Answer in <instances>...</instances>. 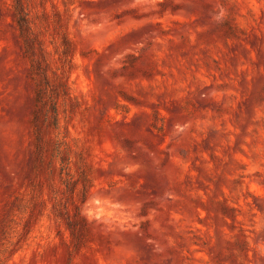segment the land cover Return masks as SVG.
<instances>
[{
    "label": "rangeland",
    "instance_id": "1",
    "mask_svg": "<svg viewBox=\"0 0 264 264\" xmlns=\"http://www.w3.org/2000/svg\"><path fill=\"white\" fill-rule=\"evenodd\" d=\"M0 264H264V0H0Z\"/></svg>",
    "mask_w": 264,
    "mask_h": 264
},
{
    "label": "trees",
    "instance_id": "2",
    "mask_svg": "<svg viewBox=\"0 0 264 264\" xmlns=\"http://www.w3.org/2000/svg\"><path fill=\"white\" fill-rule=\"evenodd\" d=\"M18 3H19V1H18ZM23 23H22V20L18 23V25H19L20 29H22V31L24 30V28L26 26V23L25 22H23ZM22 27H24V28H22Z\"/></svg>",
    "mask_w": 264,
    "mask_h": 264
}]
</instances>
